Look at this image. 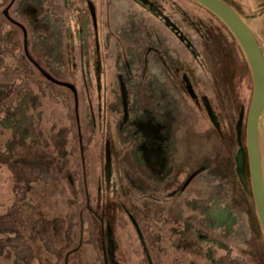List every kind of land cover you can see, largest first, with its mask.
I'll use <instances>...</instances> for the list:
<instances>
[{
  "label": "rangeland",
  "instance_id": "374dc122",
  "mask_svg": "<svg viewBox=\"0 0 264 264\" xmlns=\"http://www.w3.org/2000/svg\"><path fill=\"white\" fill-rule=\"evenodd\" d=\"M227 1L264 51V0ZM212 14L0 0V264H264L236 163L251 70ZM259 141L264 170V111Z\"/></svg>",
  "mask_w": 264,
  "mask_h": 264
},
{
  "label": "water",
  "instance_id": "95a60500",
  "mask_svg": "<svg viewBox=\"0 0 264 264\" xmlns=\"http://www.w3.org/2000/svg\"><path fill=\"white\" fill-rule=\"evenodd\" d=\"M194 1L210 10L228 27L242 47L250 66L253 93L246 122V151L243 148L238 150L236 163L239 177L243 180L247 160L253 200L264 231V170L259 141V124L264 111V52L248 22L227 1Z\"/></svg>",
  "mask_w": 264,
  "mask_h": 264
},
{
  "label": "trees",
  "instance_id": "16d2710c",
  "mask_svg": "<svg viewBox=\"0 0 264 264\" xmlns=\"http://www.w3.org/2000/svg\"><path fill=\"white\" fill-rule=\"evenodd\" d=\"M225 1H227V0H225ZM228 2V1H227ZM229 3V2H228ZM229 4H231V3H229ZM236 10L240 13V14H242L237 8H236ZM213 15V14H212ZM5 16L6 17H10V15L8 14V12L5 14ZM217 18V17H216ZM11 21H13L15 24H17V25H19L24 31H25V29H24V26L22 25V24H20V23H18V22H16V21H14V20H12V18H9ZM218 19V18H217ZM167 23H169V22H167ZM169 25H171V24H169ZM225 26V25H224ZM225 28L228 30V28L225 26ZM229 31V30H228ZM25 33V32H24ZM24 50H25V52H26V55L29 57V59H30V61L37 67V69L38 70H40L41 71V73H42V75L43 76H45V77H47V78H49V79H53V80H55L46 70H44L36 61H35V59L34 58H32V56H30L29 55V53H28V44H27V42L25 41V45H24ZM263 50V49H262ZM264 52V51H263ZM247 75L249 76V69L247 70ZM60 83V82H59ZM61 84H65V83H61ZM65 85H67V84H65ZM70 86V85H69ZM240 122V124L237 126V130H238V132H237V135H238V141L240 142L241 141V136H242V133H243V122H242V120H240L239 121ZM244 149V148H243ZM247 168H248V165H247V160L245 161V165H244V175L246 174V171H247Z\"/></svg>",
  "mask_w": 264,
  "mask_h": 264
},
{
  "label": "crops",
  "instance_id": "0c3cea01",
  "mask_svg": "<svg viewBox=\"0 0 264 264\" xmlns=\"http://www.w3.org/2000/svg\"><path fill=\"white\" fill-rule=\"evenodd\" d=\"M153 12H155V11H153ZM160 16H162V14Z\"/></svg>",
  "mask_w": 264,
  "mask_h": 264
}]
</instances>
